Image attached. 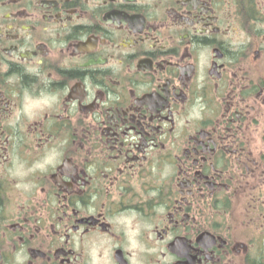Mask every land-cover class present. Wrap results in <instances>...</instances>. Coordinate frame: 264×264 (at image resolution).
I'll use <instances>...</instances> for the list:
<instances>
[{
    "label": "flooded vegetation",
    "instance_id": "af4514ba",
    "mask_svg": "<svg viewBox=\"0 0 264 264\" xmlns=\"http://www.w3.org/2000/svg\"><path fill=\"white\" fill-rule=\"evenodd\" d=\"M0 264H264V0H0Z\"/></svg>",
    "mask_w": 264,
    "mask_h": 264
}]
</instances>
